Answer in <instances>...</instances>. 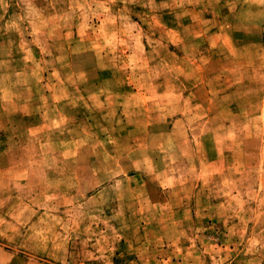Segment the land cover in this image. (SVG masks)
<instances>
[{
    "label": "rangeland",
    "instance_id": "rangeland-1",
    "mask_svg": "<svg viewBox=\"0 0 264 264\" xmlns=\"http://www.w3.org/2000/svg\"><path fill=\"white\" fill-rule=\"evenodd\" d=\"M0 264H264V0H0Z\"/></svg>",
    "mask_w": 264,
    "mask_h": 264
}]
</instances>
